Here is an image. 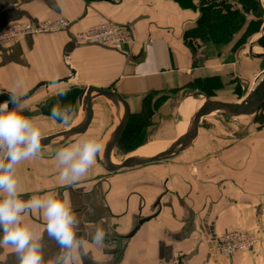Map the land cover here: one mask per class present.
Wrapping results in <instances>:
<instances>
[{"label": "crops", "instance_id": "1", "mask_svg": "<svg viewBox=\"0 0 264 264\" xmlns=\"http://www.w3.org/2000/svg\"><path fill=\"white\" fill-rule=\"evenodd\" d=\"M258 1L255 14L243 10V0H0V32L18 22L69 23L68 30L0 46V94L15 91L24 98V108L34 107L36 114L23 113L42 136L58 123L46 114L57 104L71 105L72 117L79 113L71 123L86 115L82 94L88 88L129 95L133 120L164 95L175 119L178 106L188 98L244 102L249 95L245 88L250 92L264 79V3ZM104 23L129 27L132 44L124 53L73 42L74 35ZM138 65H143V74H137ZM54 77L68 79L71 90L65 96L48 84ZM40 83L48 86L29 95ZM39 97L44 99L36 102ZM113 98L124 116L123 101ZM103 102L112 119L102 134L99 167L92 165L71 184L62 181L54 154L66 140L42 146L37 156L16 166L21 199L49 191L67 193L78 216L89 222L110 218L109 247L98 251L85 239L83 252L73 251L72 263L168 264L180 255L183 264H264V104L255 112L231 115L245 120H205L190 144L167 160L109 172L103 149L112 151L114 141L108 139L121 118L116 107ZM56 128L60 126L51 130ZM164 140L153 144L168 146L180 139ZM23 220L34 239L41 237L44 260L56 257L60 246L44 231L41 211L29 210ZM85 227L81 225L78 236L84 237ZM136 227L117 250L119 239ZM233 231L256 235L257 246L221 258L215 241ZM0 264H18L17 254L0 248Z\"/></svg>", "mask_w": 264, "mask_h": 264}, {"label": "clouds", "instance_id": "2", "mask_svg": "<svg viewBox=\"0 0 264 264\" xmlns=\"http://www.w3.org/2000/svg\"><path fill=\"white\" fill-rule=\"evenodd\" d=\"M136 72L143 74V65H138ZM51 87L57 90L60 97L71 90L66 82L55 77ZM24 106V99L15 91L9 94L7 100L0 101V152L3 153L0 157V248L12 249L18 256V264H72L73 251L83 252L85 239L98 251L109 247L106 238L110 218L102 216L96 222H89L78 216L67 193L49 191L32 195L28 200L20 198L16 166L34 158L42 149L41 130L33 119L23 115ZM50 118L69 125L72 120L71 105L53 106ZM100 151L101 141L96 135L84 134L76 142L66 140L54 154L61 180L71 184L84 176ZM33 209L41 211L46 221L44 231L60 246L57 256L47 261L41 251V237L34 239L31 227L23 220L24 214ZM86 211L91 213L92 210L89 207ZM81 225H86L84 237L77 235Z\"/></svg>", "mask_w": 264, "mask_h": 264}, {"label": "water", "instance_id": "3", "mask_svg": "<svg viewBox=\"0 0 264 264\" xmlns=\"http://www.w3.org/2000/svg\"><path fill=\"white\" fill-rule=\"evenodd\" d=\"M62 82L68 83V79L60 80ZM51 85V83H48ZM47 83H40L35 86L29 93L33 94L38 88L48 86ZM198 97L203 95L201 93H197ZM84 97V102L86 106V115L82 117L80 120L74 123H70L69 125L60 127L59 129L47 133L42 136L41 144L42 146H46L49 142H51L56 137L62 135H68L69 137L76 138L78 136H82L96 121L97 115L102 112V105L105 98L108 97H117L119 100L121 99L124 103V116L123 119L116 131L114 145L112 151L106 153V166L109 172H116L124 169H133L135 167H140L149 163L167 160L176 154L180 153L183 149H185L190 142L196 137L198 133L199 127L203 124V122L212 114H226V115H243L255 112L264 104V79L260 82L257 88L251 93L249 99L244 102H228V101H214L208 100L205 98L204 107L195 114V117L192 119L191 126L189 131L177 142L168 145L162 153L152 155L143 159L131 161L124 163L119 161V152L121 151L125 141L128 137V133L130 130V126L133 120L134 112H133V103L126 93L116 90V89H95L88 88L82 94V98ZM9 95L6 93L0 94V101L7 100ZM24 99V98H23ZM93 99H97V106L94 110L91 109L90 103ZM11 107V105H10ZM114 153L113 163L111 164L110 155ZM141 224V223H140ZM137 231V227L134 228L128 235L122 237L117 242V250H120L121 243L123 239L131 238L134 233Z\"/></svg>", "mask_w": 264, "mask_h": 264}, {"label": "rangeland", "instance_id": "4", "mask_svg": "<svg viewBox=\"0 0 264 264\" xmlns=\"http://www.w3.org/2000/svg\"><path fill=\"white\" fill-rule=\"evenodd\" d=\"M238 1L240 2V0H238ZM258 3H259L258 0H243L242 8L246 7L249 10L253 9L254 13L256 14L257 11L260 9ZM256 88H257V86L254 87L253 90L250 92L252 93ZM249 90H250V87L245 88V91H246L245 94L248 93L249 95H247L248 97L247 96L243 97L242 98L243 101H246L247 99H249V97L251 95ZM185 95L186 94H182L180 97H178V100L179 99L182 100ZM168 98L169 97H167L165 95L160 96L157 99V102L152 106V109H149V106H148L146 108V113H144L140 118H135V120H133V122L130 126V130H129L132 133L131 139H129V140L126 139L127 140V142L125 141L126 144L123 145L121 151L119 152V157H118L119 161H122L125 163L131 157V155H133L138 150L143 149V148H163V149H165L167 146L164 144H161V145L153 144V143H162L163 142L164 139L160 136L162 134L161 132H163V134H165L167 137V138H165L164 142H168V140H175L176 139V138H173L172 132L178 131L179 129L180 130L183 129V127H184V116H181L179 119H177V112H176V119L173 118V116H171L172 104L171 103L166 104L167 103L166 101ZM38 99L42 100L44 98L43 97L35 98L36 102L38 101ZM173 100L175 102V98H173ZM63 101H70V99H68V98L63 99ZM189 102L191 104L193 101L191 100ZM195 102H198V101H195ZM29 103L30 102L27 101L26 105ZM83 103H84V101H83ZM202 103L204 104V102H202ZM92 105L94 106V108H96L97 102L95 101ZM193 106L194 105H192V107ZM198 107H200V106H198ZM34 109H35L34 107H25L24 112L29 111L30 113H32L34 115V114H36ZM46 114H51V112L46 113ZM23 115H25V113H23ZM78 115H79V113H78ZM78 115H77V117L75 115H73V117H72L73 121L79 117ZM29 116H32V115H29ZM215 117H217V116L208 117L206 120L207 121L209 120V122L212 119H213L212 121L221 120V121L226 122L228 124L232 123V121L245 120V118H243V117H234V116L231 117V115L227 116L226 114L218 116L217 118H215ZM111 119H112V115H111V112H110L107 104H103L102 105V112L99 115H97L96 121L91 126L92 128L86 134L98 136L100 138V141L102 144V136H103L102 134L105 131V129L110 125ZM178 120L179 121L181 120L182 122L180 121L179 123H177L176 121H178ZM56 122H58L57 123L58 126H60V127H61V125L64 126V124H62L58 120H56ZM171 122H172V124H171ZM57 125H55V126L52 125V126L48 127L45 132L50 133L52 131H55V129L51 130V128H55ZM82 138H83V136H78L76 138L74 137L73 142H76ZM61 142H62V140H59V141H56L55 143H61ZM54 145H56V144H54ZM112 148L113 147H111V149ZM162 152H160V153H162ZM114 153L115 152H113V154L110 155L111 164L114 162L113 158H112L114 156ZM99 155H102V153L100 152ZM103 155L105 156V154H103ZM104 156H103V159H104ZM139 159H140V157H137V158L135 157L134 161L139 160ZM93 165L99 167V162H98L97 158H96ZM113 165H114V163H113Z\"/></svg>", "mask_w": 264, "mask_h": 264}, {"label": "built area", "instance_id": "5", "mask_svg": "<svg viewBox=\"0 0 264 264\" xmlns=\"http://www.w3.org/2000/svg\"><path fill=\"white\" fill-rule=\"evenodd\" d=\"M69 23L64 19L54 21H29L14 23L0 32V46L16 42L24 37L34 38L68 30ZM77 45H94L102 49L124 53L126 47L132 44L129 27L114 23H104L88 28L73 36ZM258 238L248 232L233 231L218 237L215 241V251L221 258H229L239 253L251 252L257 246ZM75 264V263H72ZM168 264H183L180 255Z\"/></svg>", "mask_w": 264, "mask_h": 264}, {"label": "bare ground", "instance_id": "6", "mask_svg": "<svg viewBox=\"0 0 264 264\" xmlns=\"http://www.w3.org/2000/svg\"><path fill=\"white\" fill-rule=\"evenodd\" d=\"M262 2L264 3V0H262ZM105 99L107 101H109L114 107H116V111L121 118L120 119V123H121V121L123 119V113L117 107V105H116L117 103H116L115 99L113 97H108ZM189 101H191V98L185 99L183 102H181V104L178 107L177 118L184 116V127L182 130L179 129L178 131L172 132L173 138H176L175 140L181 139L189 131L192 119L195 117V114H197L202 109V107H204V104L202 102H195V101H193L191 103L192 105H194L192 107V105L190 104ZM198 106H200V107H198ZM120 123H119V125H120ZM118 127H117V129H118ZM117 129L114 131L112 136L108 139V141H114ZM69 139H70V137L68 135H62V136L56 137L51 142L59 141V140H69ZM163 150H164L163 148H143V149H140L136 153L131 155V157L125 163L133 161V157H136V158L137 157H140V158L144 157V158H146V157H149L152 155H156V154L162 152ZM103 151H104V153H108L107 148H104Z\"/></svg>", "mask_w": 264, "mask_h": 264}, {"label": "trees", "instance_id": "7", "mask_svg": "<svg viewBox=\"0 0 264 264\" xmlns=\"http://www.w3.org/2000/svg\"><path fill=\"white\" fill-rule=\"evenodd\" d=\"M243 10H248V9L245 7ZM80 92H79V94H80ZM131 136H132V133H131V131H129L127 140L131 139ZM127 140H126V142H127ZM126 142H125V144H126Z\"/></svg>", "mask_w": 264, "mask_h": 264}]
</instances>
